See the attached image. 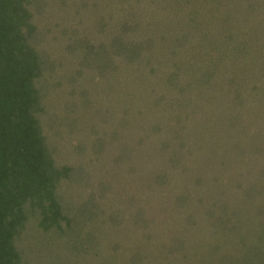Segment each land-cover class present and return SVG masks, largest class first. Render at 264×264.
<instances>
[{"label": "trees", "instance_id": "trees-1", "mask_svg": "<svg viewBox=\"0 0 264 264\" xmlns=\"http://www.w3.org/2000/svg\"><path fill=\"white\" fill-rule=\"evenodd\" d=\"M24 1L28 0H0V264H251L248 259L264 253V235L257 234L258 228H264V213L255 214L256 207L242 210L236 202L242 213L234 211L235 221L243 215L247 226L230 227L234 223L212 203L210 189L200 185L208 178L219 182L215 191L220 197L228 200L236 193L246 205L250 195H256L264 209V146L256 145H264V140L255 138L264 134L258 128L262 116H256L255 124L247 116L250 124L240 131L234 130L232 120L244 111L248 91L255 89L251 80L264 70V0H199L198 4L192 0H99L141 24L112 18L109 29H104L101 15L91 20L98 26L94 36L74 13L44 15L43 0ZM76 1L81 11L89 4L96 9L98 0H70L69 9ZM114 24L121 33L111 39L104 33L112 32ZM125 37L128 42L122 46ZM85 43L97 51L102 45L118 43L124 53L129 47L132 53L148 45L156 51L151 55L149 80H164L169 89L160 94L179 93L188 103L194 102L196 110L175 119L167 114L174 104L165 100L160 105L166 111L155 119L141 114L130 118V110H120V117L114 118L101 94L105 81H98L96 61H88L86 72L81 69L76 47L86 50ZM46 47L51 52L44 51ZM53 50L56 67H61L53 76L74 69L72 81H53L54 98H62L54 111L38 98L41 89L25 80L39 75V67L31 74L32 67ZM60 54L66 57L63 64ZM31 56L36 59L29 64ZM243 69L245 81L238 75ZM224 71L228 76L223 80ZM44 72L51 78V73ZM189 74L198 75L196 85L185 81ZM172 76L184 80L168 81ZM217 80L227 81L224 87L230 91L214 93L201 82ZM118 101L120 106L127 104L125 99ZM219 112L231 121L232 129L226 134L218 135L223 121ZM180 118H186L185 122ZM247 145L261 155L257 163L252 162ZM190 154L200 157L198 165L213 167L207 174L195 166L190 169L184 157ZM96 170L102 179L115 176L116 182L143 174L147 179L136 193L120 194L126 191L120 186L115 194L107 181H97L95 187ZM72 180H82L80 187L88 195L75 190L79 182ZM160 193L164 206L171 202L175 211L152 218L150 212L158 211L146 207L145 199L153 196L161 201ZM118 196L120 208L104 211V203L108 207ZM133 198L142 209L130 217L128 209L121 207ZM78 200L86 202L88 212L81 221L66 222L67 210ZM208 223L214 231L204 228ZM212 237L220 240L215 250L209 243Z\"/></svg>", "mask_w": 264, "mask_h": 264}, {"label": "rangeland", "instance_id": "rangeland-1", "mask_svg": "<svg viewBox=\"0 0 264 264\" xmlns=\"http://www.w3.org/2000/svg\"><path fill=\"white\" fill-rule=\"evenodd\" d=\"M137 1L141 2L142 0H137ZM24 2H31V0L24 1ZM192 2L194 4H198L199 0H192ZM42 3H43L42 10L44 12L43 13L44 15L65 13V12H67V10H68V12L74 13L75 17L79 18L80 21L82 20L81 22L83 23V25H82L83 27L84 26H86L88 28L90 27L89 28L90 30L88 29L89 30L88 32H90V35L93 34L92 36H94V34H95L94 32H96L97 27H98L97 25L93 24L92 21H96L98 18H100L101 15L102 16H101L100 27L104 28V29H109L108 21L111 20L112 18H114V19H119L121 17H123L125 19L127 18L126 12L122 13V14L120 12L118 13L115 11L114 8L106 7L103 4H101L99 2V0L94 3V6H96V9H94L93 6L91 4H89V8L86 5V8H83V9L81 8V11L78 8V1H76L75 5L72 4V7H71L72 9H69V7L71 6L70 0H43ZM225 9L223 11H225ZM97 10H99V11H97ZM80 21H78L76 23V25L79 24ZM126 21H127V23L134 24L137 26H139L141 24V20L135 19V18H131V19L128 18V19H126ZM87 24H90L91 26H87ZM121 25H122V23H120V26ZM79 27H81V26L79 25ZM110 28L113 29L112 32L104 33V34L107 35V37H109L111 39H112L113 35L117 36V33L118 34L121 33V28H119V26L117 27L115 24L113 25V27L110 26ZM137 31H139V30H137ZM135 33H138V32H135ZM168 37L173 38V36H171V35H169ZM261 39H264V37H261ZM127 42H128V39L125 37L122 40V43H121L122 46L124 45L123 43H127ZM192 42L193 41H190V43H192ZM77 44H78V42L76 43V45ZM85 46H86V50L82 49V45H78L76 47L78 49V53H79L78 58L81 59L80 60L81 69L83 70V73L86 72L88 61L89 60L96 61V65H97L96 66V73H99L98 81H105V84L101 89V94H102V97L103 96L105 97L106 106L108 108H111V110L113 111V112H111V114H113L112 116H114V118L117 119L120 117V114H119L120 110H122L124 112L130 110V114L127 115L130 118H134V115H135L136 118L138 119L139 114H141V115H152V118L155 119L156 116H159L166 111V109L164 107H161V105H160L161 102H163L165 100L174 104L171 112H167V114H169V115L172 114V118H175V119L177 117L186 115L190 112L192 113L196 110L194 108V102L192 104L188 103V101H185L186 98L179 95V93L174 94L173 91H171L170 93L168 92L167 94H160L162 91L169 89V86H164V83H165L164 80H162V81H150L149 80L150 72H152L151 55L153 54L154 50L152 48H150L148 45H142L138 49H135V51H133L132 53H130V47L126 49L125 53L120 49L118 50V48H119L118 43H111V44L105 45V46L102 45L101 49H98V51L96 49H93L87 43H85ZM160 46L166 47L169 45H160ZM43 50L47 51V52H49V51L51 52L52 49H50V47H46ZM59 50H62V48H59ZM164 50H168V49H163V51ZM186 51L184 54L186 55L188 61H191L189 59V58H191V56L188 54V56H189V58H188ZM62 52L63 51H61L60 53H62ZM154 53L156 54V51ZM22 54H24V53H22ZM36 55L38 57H40L41 54L38 55L36 53ZM56 55H57L56 51L53 50L51 56L47 57L46 59H42L40 64H36L35 66L32 67L33 69L31 71L32 72L31 74L38 71L37 68L39 67V69H40L38 72L39 75H37L36 77L28 76L25 79L26 82L32 81L33 85H36L41 89V90H38V92L40 93V95H37L38 98L39 99L41 98V101L44 104H46L47 110L48 109L50 110V107L52 106L53 111L57 109L56 107H54L55 104L57 103L56 101H59L62 99L60 96L57 97L59 100L54 98L57 94H53V90L51 89V87L53 85V81H72L71 76H72V73L74 72L73 68H69L68 71H65V72L61 71L60 76H57V75L53 76L56 74V72L58 70H60L59 68H61V67H56V64L54 61ZM66 55H68V54L66 53ZM59 56L62 58L61 63L63 64V62L65 60L64 58H66V57H63L62 54H60ZM170 56L174 57L175 54L171 53ZM179 57H182V54L179 55ZM229 57H232V55H229ZM20 59H22L21 54H20ZM35 59H36V57L31 56V59H29V61H28L29 64L34 63ZM74 62L75 61H73L70 64L72 65V64H74ZM122 62L125 65V66L123 65L125 68L116 67V64L121 65ZM56 63H58V62H56ZM69 65H68V67H69ZM223 68L225 69V67H223ZM53 69H56V70H53ZM44 70H46L52 74L51 78L48 77V75L44 72ZM219 70H221V69H219ZM252 70H253V68H252ZM238 72H240L238 74L239 80L245 81L244 69L240 70ZM220 75H221V79L224 80L228 76V73L226 71H224ZM188 76H189L188 79H186L185 81H194V83L196 85V80L198 81V79H197L198 75L192 76L191 74H189ZM255 77H257V78L254 80H251V82H253L252 85L255 87V89L252 91H248L249 97H247L248 102L245 106L244 111H239V112H237L236 117H232V120L234 123L233 128H235L234 130H236V131H240L241 128L247 129L246 126H248V124H250V121H248L247 116H250L252 119H254V120H251L252 124H255L256 116H262L261 118L264 120V95H263L264 94V88L262 87L263 84L260 82V81L264 82V70H263V73L261 75H255ZM164 79H166V78H164ZM228 79H230V77H228ZM257 79H259V80H257ZM182 80H184L182 77L178 78V77L172 76V80L170 79L168 81H182ZM75 81H86V78L81 79V80L75 79ZM7 82H9V81H7ZM201 82L203 84H204V82H206L204 84L205 90L209 91L211 89L212 91H214V93H218V94L224 93L223 90H226L227 93L230 91V88L224 87L227 84V81H224L222 84H221V81H219V80H217V81H201ZM154 86L159 87L158 91H156V93L151 92V89H153ZM251 95H253V96H251ZM208 96H209V94H208ZM113 99H115L117 102H115ZM118 99H125L127 104L120 106V102L118 101ZM248 111L251 114H249V115L246 114ZM241 112H242V114H241ZM215 113L217 115V109H215ZM117 114H119V115H117ZM245 114H246V122L243 121ZM228 115H230V114H228ZM218 118L220 121L223 120L222 121V130L218 135H220L221 133L226 134V133L230 132L232 129L230 119L227 120L226 118H223V115H221L220 112H219ZM185 119L186 118H182L181 120L183 122H185ZM262 119H261V122L259 123L260 127L258 125V128L261 130L260 133H262L264 130V121ZM178 120H179V118H178ZM115 123H119V119L114 120V124ZM246 123H247V125H246ZM127 125H130V120L128 121ZM203 126H208V125H203ZM243 134H245L247 136L246 132H243ZM243 138H244V141H247V138L245 136ZM255 138H259V139L263 138L261 140V141H263L264 140V134H262L260 136L257 135ZM249 143H252L251 139L249 140L248 144ZM261 144L257 143L256 145L257 146H264ZM246 149L248 151L250 150V152L253 156L254 161H252V162L257 163L256 161L261 160L260 159L261 155L259 153L254 154V151H253L251 145H247ZM184 157L186 158L185 160L187 161V164L189 165L190 169H194L193 166H195L196 168H198L201 171L205 170V173L207 174L208 173L207 170L209 171L213 167V166H211V167L207 168V166H205L203 163H200L198 165V162H200L201 160H200V157H196L195 154L185 155ZM252 167H253V165H252ZM95 174H97V176L95 178H92L95 181L94 182L95 187H96L97 181L98 182H104V183L108 182V183H110V187L115 188V191H114L115 194H119V192L117 190L120 188V186H122V190L126 189L125 192L121 193L122 192L121 191L120 194H126V195L129 194L130 195V193H132L133 191H134L133 193H136L138 191V189H137L138 186L147 179V177L145 176L146 174H143V175L136 176L134 178L124 177V178H122V180L116 182L115 176H111V178H112L111 180L114 183L116 182L115 184H113L112 181L109 179V176H106L105 178L102 179L101 175L99 173V170H98V172L96 170ZM232 178L234 179L235 175H233ZM248 178H249V174H248ZM72 181L73 182H75V181L79 182L78 186H74L75 190H80V193H82L81 190H83L85 192V195L86 196L88 195L87 191L85 189H82V187H80V184L83 185V183H84L82 180H72ZM248 182H249V179L244 180V183L247 184ZM200 185L204 186V187H208L210 189L211 193H209V197L212 200V203L213 202L215 203L214 204L215 207L223 208L225 213L229 216L230 221L232 223H234L232 226L229 225L230 227L238 228L239 225L243 227L242 223H244L245 228L247 226L246 218L243 215L239 216V220L243 219V222H241L239 220L235 221L236 215H235L234 211H238V212L242 213L241 211H239L237 209V205H236L237 203H238V206L242 210L249 211L250 209L253 210L256 207L255 208V211H256L255 214L264 213V209L259 207L258 203H260V201L257 200L259 198L256 195H250V199L247 201L248 204L246 205L243 202L244 199L241 198V196H238L236 193H231L228 196L230 198L228 200H226L225 196L220 197L219 193H217L215 191V190L219 189V186H220L219 182L216 183V182H214V180L208 178V180L205 179L204 182H201ZM108 186H109V184H108ZM117 186H119V187L117 188ZM96 190H98V189L96 188ZM184 190H186V189H184ZM109 191L110 190L108 189V192ZM70 192H71V190H70ZM118 197L115 200H113V202L108 207L105 206V203H104V207H105L104 211H106L107 209H110V208L119 209L120 207H119L118 203L120 201V197L119 198ZM159 197H160L161 201H159V198H155L153 196H152V199L150 201L148 198L145 199L146 207H155L158 211L157 213L150 212V213H152L151 214L152 218H154L155 216H157V218H161V216H162L161 212H164V211L168 212L169 214H171L172 211L173 212L175 211L174 205H172L170 208L171 202H169L168 205L164 206L163 193H160ZM70 198H72V197H70ZM139 198H140V196L138 197V199ZM121 203H123V202H121ZM137 203H138L137 199L133 198L130 201L129 205L126 203L127 206L125 205V207H121V208L122 209H124V208L128 209L127 211L130 212V215L128 214V216L131 217V216H134L136 212L138 213L142 209L140 206L136 205ZM117 204H118V207H117ZM130 205H131V207H130ZM134 205H136V208L134 207ZM156 209H155V211H156ZM87 212H88V206H87L86 202L78 200L75 204V207H71L70 209L67 210L66 222L68 219L71 222L73 221V223L76 219L78 221H81L82 219H84V216ZM115 219H113V221ZM103 223L104 222H102V224ZM209 224L210 223H208V225L205 226L204 228H212V230L214 231L213 226L208 227ZM242 227H240L239 230ZM172 228H173V224L170 227V229H168V231L171 232L173 230ZM263 230H264V228H263ZM263 230L261 228H258L257 234L259 236L264 235ZM254 232H256V231H254ZM163 236H165V235L163 234ZM209 243L212 244V247H211L212 250H215L217 247L220 246V240L218 238L215 239V237L210 238ZM228 250H229V248H228ZM223 254H226V253L224 252ZM246 255H248V254H246ZM247 257L250 258L249 256H247ZM248 260H251V264H261V262L264 261V253H262V254L258 253L253 258H250Z\"/></svg>", "mask_w": 264, "mask_h": 264}]
</instances>
